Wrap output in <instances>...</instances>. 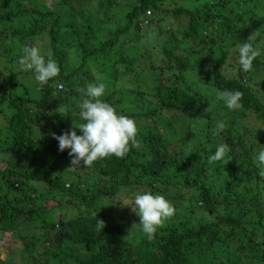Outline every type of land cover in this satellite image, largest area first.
Listing matches in <instances>:
<instances>
[{
    "label": "trees",
    "instance_id": "16d2710c",
    "mask_svg": "<svg viewBox=\"0 0 264 264\" xmlns=\"http://www.w3.org/2000/svg\"><path fill=\"white\" fill-rule=\"evenodd\" d=\"M74 1L37 0L35 6L33 1L27 6L25 1L21 0L23 4L17 1L18 12L33 18L40 27L13 34L28 32L36 36V32L46 31L50 38L49 55L60 71L55 78L40 84L37 93L31 94L24 84L13 83L14 89L10 90L1 86L8 93V97L0 96V105L7 104L11 110L7 124L11 141L0 149V164L8 165L0 171V264H16L21 255L28 258L24 264H37L30 260L40 239L48 243L45 260L40 264H193L197 255L206 257L207 264H264V234L255 238L254 231L258 227L264 233V210L259 195L253 194L250 183L239 191L240 180L234 189L230 183L214 185L207 176L211 170L246 168L243 177L247 181H255L257 185L263 181L261 169L254 163L255 148L232 123L237 116L264 115V103L244 84L241 68L235 79L224 75L222 68L227 55L223 48L227 45L208 41L202 34L210 29L220 37L225 35L231 45L247 42L255 47L257 42L250 41L238 28L243 20L223 15L222 11L226 2L240 7L252 4L257 10L264 0H205L197 11L177 10L175 18L189 17V26L180 37L171 33L156 48L157 59L150 53L133 58L124 53V48L126 41L135 43L142 29L152 27L150 14L170 13L164 7L169 0H137L125 15L124 24L115 28H110L113 18L103 10L111 7V0H101L95 13L83 6L71 10L69 6ZM87 1L91 4L93 0ZM11 18L9 13L0 14V24ZM247 20L255 21L257 16L253 13ZM5 30L0 34H6ZM70 33L76 38L64 45L61 34ZM188 42H193L189 50ZM203 46L212 49V57L201 61L198 56L203 55ZM216 52L221 54L213 57ZM69 55L79 66L67 71ZM256 65L264 69L259 56L253 62ZM197 68L208 76L198 78L199 82L216 92L231 120L224 123L223 131L207 140L199 139L189 150L188 137L185 140L179 135L173 121L193 120L202 110L204 98L188 85V72ZM21 74L11 73V81ZM100 76L112 83L105 88L102 99L119 114L135 121L137 145L130 146L123 157L99 159L71 175L64 170L71 161L69 150L59 151L58 141L52 135L59 136L70 129L48 104L57 94L56 100L68 103L69 112L78 115L77 105L86 85L99 83ZM19 89L25 90L24 96L18 95ZM237 90L243 94L240 107L228 109L222 94ZM218 138L226 146L225 154L209 162ZM42 184L46 189L40 188ZM145 185L152 190L181 185L198 195L212 221L191 220V228L183 231L157 230L151 240L143 237L131 241L129 222L135 223L138 216L131 208L133 198L121 197L120 193L133 192ZM64 205L79 207L77 214L68 218L63 213L55 221L54 211ZM252 211L257 221L248 217ZM21 218H28L33 229L41 230L42 237L32 229L25 233L19 230L17 223ZM18 241H22L20 248L14 245Z\"/></svg>",
    "mask_w": 264,
    "mask_h": 264
},
{
    "label": "rangeland",
    "instance_id": "374dc122",
    "mask_svg": "<svg viewBox=\"0 0 264 264\" xmlns=\"http://www.w3.org/2000/svg\"><path fill=\"white\" fill-rule=\"evenodd\" d=\"M18 0H0V14L9 13L12 17L7 21L6 24H0V33L1 30L6 29V34H0V96L8 97V93L1 88L2 85H6L7 89H14L13 83L15 84H24V87L29 90V92L37 93L39 90L40 83L35 80L34 73L31 70H23L22 66L19 63L20 56H23V49L24 47H37L40 49L41 54L45 57L49 55L50 52V38L47 33H37V35L32 36L27 34H13L17 31H30L36 30L40 27L35 25V20L30 18L27 15L20 14L18 12ZM26 3L24 6H27L31 1H33L34 6L38 5L37 0H22ZM212 0H210L211 2ZM218 2L219 0H214V2ZM21 2V0H20ZM29 2V3H28ZM101 0H93L92 3H88L87 0H75L70 4L71 10H79L81 6L86 7L88 12L95 13L98 5L100 4ZM112 5L108 8L104 7L103 10L108 11V14L113 18V23L110 28H115V26H122L124 24V17L126 14L131 11V9L137 3V0H111ZM22 3V2H21ZM203 3L205 0H169L164 7L170 11V13H152L150 16L152 17V27L142 29L139 34V38L135 43L128 44L130 42L126 41L127 46L124 48V53L127 56H132L133 58L139 57V55H146L150 53V55L157 59L158 51L157 47L159 48L164 41L167 40L168 36L171 33H175L176 36L180 37L182 32L186 30L189 26V17L183 16L180 18H175L174 14L179 9H187L191 11H197L202 8ZM23 4V3H22ZM225 8L222 11L223 15H229L234 18L240 17L242 19V23L239 24V30L242 29L248 39L252 42H257L255 48L260 49L261 54V61L264 62V2L262 4H258L259 8L255 10L252 4H247L243 7H240L237 4L232 3H225ZM16 13V15H13ZM256 15L257 20L255 21H248L247 17L250 15ZM150 17L149 15H147ZM150 25V26H151ZM147 27V26H146ZM162 30L160 34L159 30ZM238 30V29H237ZM216 31V30H215ZM203 36L208 40H217L219 43L222 41V44H226L227 46L223 48L227 55V60L223 65L222 71L226 77H230L235 79L238 77L239 74V63H238V49L239 44L231 45L230 40H226L225 35L220 37V34L216 31L215 33L210 30L206 29L202 32ZM227 35V34H226ZM62 39L64 41V45H69L68 43H73L76 36L73 33L70 34H61ZM221 44V43H220ZM221 44V45H222ZM188 46H186L187 50L193 46V42H188ZM66 48H69L67 46ZM204 52L203 55L198 56V59L204 61L208 58L212 57V49L203 46ZM65 49V48H61ZM210 54H207L208 52ZM217 51V49H216ZM221 54V52H216L215 55L213 53V57H217ZM18 57L17 59H15ZM70 63V64H69ZM69 67L68 70H74L75 67L79 66L78 61H75V58L70 57L69 55ZM67 65V66H68ZM16 79L11 81L12 75L11 73L20 74ZM188 75V85L198 94H200L204 100V104L202 105V110L198 111L197 115L193 118V120H175L173 121V127L179 131V135L185 139H189V150L191 147L199 140H207V138H211L214 133L215 125L217 122L226 123L231 120V116L229 115L226 110H223L222 104L220 105V101L216 98V92L213 89H209L206 85L199 82V79H205L207 73L202 69H191ZM199 78V79H198ZM162 80V79H160ZM99 83L102 82L105 84L106 87H111L112 83L106 80V78L98 77ZM264 69H262L261 65L259 66H252L251 70L245 72L244 71V84L251 87L257 97H259L262 102L264 103ZM60 91V88H58ZM106 92V91H105ZM25 90L19 89L18 95L24 96ZM106 94V93H105ZM58 95L51 99L48 107L53 108L57 111L61 117L65 120V124L70 130H75L76 132H80L78 128H75V124L82 123L78 115L74 114V112H69L65 101H61L60 99L56 98ZM241 112V111H239ZM11 115V110L7 107V104L0 105V149L3 147H7L10 144L11 137H9V130L7 128V124ZM77 116V117H76ZM235 125V128L238 129L240 133H245L247 139L250 140L249 143L255 148V153L257 154L262 148H264V115L262 113L254 114L251 113L248 117L243 118L237 116L236 120L232 123ZM186 140V139H185ZM217 143V144H216ZM222 144V140L218 138L215 140V147H218ZM7 163L0 164V171H4L7 168ZM246 169V168H245ZM245 169H239L231 171L228 170H220L219 172H213V170L207 173V176L211 177L209 181L214 185L218 186H225V184L230 183L235 186L234 189L238 188L239 180L242 182L239 191L243 190L245 184L250 183L252 187L253 194H258L260 199L262 200L264 210V170L261 169L262 182L257 185L255 181H247L244 175ZM251 169V167L249 168ZM64 170L71 172L70 174L73 175L72 172H76L80 170V167H72L71 161H68V164L64 166ZM67 178V177H66ZM226 180V181H225ZM68 187V186H67ZM41 189H46V185H40ZM233 189V190H234ZM232 190V191H233ZM152 192L154 194H160L167 199L171 205L174 207L175 212L174 214L168 218L162 226H160L157 230L164 231L168 229H181L182 231L191 228V220H202L206 219V221H212V215L207 212L201 202L198 200V195L193 194V192H188L187 190L183 189L181 185L176 186L173 185L169 188H152L148 185L142 186L134 190H125L120 193L121 197L124 198H132L133 195L137 192ZM233 193V192H232ZM126 194V195H125ZM129 202V201H128ZM79 207H75L74 209L68 205H64L54 211V220L59 221L60 215L65 213L68 218L74 217L77 214V209ZM77 210V211H76ZM223 214L225 211L222 208ZM248 217L251 218L253 221H257L258 218L253 214V211L249 213ZM247 220V219H246ZM134 220L129 222V235L128 238L131 241L137 242L141 238L145 237L141 234L139 228H132V226L136 223L139 224V218L132 223ZM17 228L23 233L32 229V231L38 234V237H42L41 230H35L32 228L31 222L28 218H21L17 223ZM255 231V238L263 236V231L260 228H256ZM17 247H22V241L14 243ZM48 246V243L40 239L36 242V251L33 254L34 258L30 261L33 263H43L45 260L44 251L45 247ZM25 261H28V258H25L23 255L20 258H16V264H24ZM193 264H207L206 257L202 256H195L193 258ZM263 264V263H262Z\"/></svg>",
    "mask_w": 264,
    "mask_h": 264
},
{
    "label": "clouds",
    "instance_id": "9594fccd",
    "mask_svg": "<svg viewBox=\"0 0 264 264\" xmlns=\"http://www.w3.org/2000/svg\"><path fill=\"white\" fill-rule=\"evenodd\" d=\"M23 53L19 60L22 69L31 70L40 84H45L58 75L60 69L56 61L50 55H42L39 48L26 46ZM260 54V49L253 47L251 43L241 44L238 49L241 70H251L254 60ZM104 95V83L87 84L77 105L82 123L75 124V128H78L81 134L78 135L75 130H69L59 136L52 134L58 141L59 151L69 150L72 167H89L99 159L110 156L123 157L129 152L130 146L137 145L138 129L135 121L119 114L114 106L102 99ZM242 95L238 90L225 91L222 98L228 109H234L240 107ZM224 127L223 122H217L214 133L223 131ZM225 151L226 146L219 145L215 153L210 155L209 162L221 159ZM254 163L264 170V148L255 155ZM132 198L134 207L131 208L139 218V224H134L132 228H139L141 234L151 240L157 229L174 214L175 209L160 194L144 191L135 193ZM101 225L104 227L103 222Z\"/></svg>",
    "mask_w": 264,
    "mask_h": 264
},
{
    "label": "built area",
    "instance_id": "2783aa9c",
    "mask_svg": "<svg viewBox=\"0 0 264 264\" xmlns=\"http://www.w3.org/2000/svg\"><path fill=\"white\" fill-rule=\"evenodd\" d=\"M146 24H148V22H145V25H146ZM60 89H61V87H60Z\"/></svg>",
    "mask_w": 264,
    "mask_h": 264
}]
</instances>
